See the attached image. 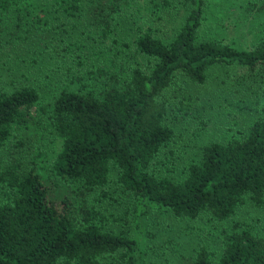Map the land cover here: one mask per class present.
<instances>
[{"label": "trees", "instance_id": "trees-1", "mask_svg": "<svg viewBox=\"0 0 264 264\" xmlns=\"http://www.w3.org/2000/svg\"><path fill=\"white\" fill-rule=\"evenodd\" d=\"M127 2L0 0V47L43 29L76 36L62 41L74 66L51 96L27 79L4 86L0 75V264H138V242L115 233L120 217L103 208L118 196L133 198L137 216L157 207L231 221L219 225L213 248L199 243L179 264H264V234L233 219L245 203L264 205V37L241 49L200 35L205 0H182L187 12L169 41L137 27L101 59ZM169 3L151 0L155 8ZM214 65L244 69L229 84L235 107L255 117L202 145L181 177L158 174L153 161L173 134L166 120L203 107L176 80L202 85Z\"/></svg>", "mask_w": 264, "mask_h": 264}, {"label": "rangeland", "instance_id": "rangeland-1", "mask_svg": "<svg viewBox=\"0 0 264 264\" xmlns=\"http://www.w3.org/2000/svg\"><path fill=\"white\" fill-rule=\"evenodd\" d=\"M186 12L187 6L182 0H170L167 7L156 8L151 5V0H128L118 13L115 31L102 43L107 49L101 59L110 51L121 50V43L129 42L137 27L149 26L162 41H169ZM74 33L43 29L28 41L3 43L0 47L2 84L6 86L10 81L27 79L42 96H51L66 83V69L74 66L71 57L62 50V41L74 40ZM199 33L237 48L252 47L264 37V0H205ZM118 55V58H124V55ZM143 64V59H139L138 65ZM243 72L244 69L238 66L214 65L207 70V79L202 85L190 84L183 77L176 80L185 93L197 98L196 106L203 107L184 119L166 120L173 134L153 161L155 172L181 177V168L197 158L202 145L209 140L234 135L255 117L253 109L248 110L240 104L235 107L236 93L229 82ZM169 105L172 119L176 104ZM44 150L46 165H50L54 143L46 142ZM103 208L120 217L119 222L111 226L115 233L138 242V264H179L199 243L213 248L219 225L231 223L216 222L205 215L197 219L176 217L165 208L157 207H149L137 216L132 212L134 201L129 196H118L115 202L104 203ZM233 219L247 221L258 234H264V205L257 208L245 203L237 209Z\"/></svg>", "mask_w": 264, "mask_h": 264}]
</instances>
